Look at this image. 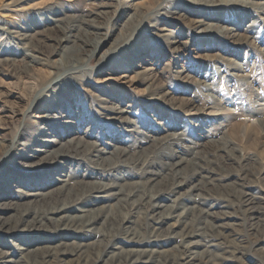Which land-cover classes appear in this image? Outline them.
Listing matches in <instances>:
<instances>
[{
  "label": "rangeland",
  "instance_id": "374dc122",
  "mask_svg": "<svg viewBox=\"0 0 264 264\" xmlns=\"http://www.w3.org/2000/svg\"><path fill=\"white\" fill-rule=\"evenodd\" d=\"M218 1L0 0V221L68 207L0 232L8 264L55 246L65 264H176L185 224L193 264H264V0ZM84 211L102 216L68 228Z\"/></svg>",
  "mask_w": 264,
  "mask_h": 264
},
{
  "label": "bare ground",
  "instance_id": "6f19581e",
  "mask_svg": "<svg viewBox=\"0 0 264 264\" xmlns=\"http://www.w3.org/2000/svg\"><path fill=\"white\" fill-rule=\"evenodd\" d=\"M198 2V1H197ZM200 2V1H199ZM218 2H221L220 0ZM206 3V2H205ZM212 4V3H210ZM244 4V3H243ZM131 7V6H130ZM200 7V6H199ZM211 8V7H210ZM60 19V18H59ZM201 26V25H200ZM203 26V25H202ZM94 27V26H93ZM197 27H198V24H197ZM206 27V26H205ZM204 27V29H205ZM210 27V25H209ZM208 28V26H207ZM211 28V27H210ZM95 29V28H94ZM166 30V29H165ZM11 34V33H10ZM20 34V33H19ZM15 35V34H13ZM18 35V34H17ZM226 35V34H225ZM228 35V34H227ZM12 37V36H11ZM21 39V41H25L26 39H28V36L27 35H21L19 36ZM229 37L231 39L235 38L236 35L234 34H231L229 35ZM166 38V37H165ZM243 38V37H242ZM241 37L239 39H242ZM169 39V37H168ZM246 39V38H245ZM173 40V38H172ZM70 41V38H69V35H68V38L67 37H62L61 39H58L57 41V44H58V49L60 50L59 53L54 52V55H57L59 57V59L56 61V64L54 66L55 69H60L62 67H65V64H68V60H73L75 59V57L77 56H72V52H73V49L72 46H67L68 42ZM102 41V40H101ZM101 41H97L94 45V49H95V52L97 51V49H99V47L102 45L100 44ZM244 41V40H243ZM241 41V42H243ZM103 43V42H102ZM171 45H178V42L176 41H171L170 42ZM184 44V43H183ZM91 45V44H90ZM92 46V45H91ZM86 47V46H85ZM179 48L176 46L174 48H172L170 51H178ZM174 53V52H173ZM38 57H35L34 58V61L37 60ZM15 62V61H13ZM41 62V61H40ZM38 63V62H37ZM71 64V63H70ZM146 70V69H145ZM149 89V88H148ZM145 90V89H144ZM164 97V96H162ZM115 109V108H114ZM118 111V110H117ZM194 111V110H193ZM114 112V111H113ZM123 112V111H122ZM121 112V113H122ZM191 115V114H190ZM121 116V115H120ZM62 118L64 117H61V115H58L57 113L55 114H52L51 111H49L48 115H45L42 120L43 121H48L52 122V121H55V120H63ZM120 118V117H119ZM260 121V120H259ZM48 122V123H49ZM261 122V121H260ZM173 137V136H172ZM176 137V136H175ZM52 138H55V137H52ZM173 139V138H172ZM51 140V139H50ZM54 142L55 139H52ZM79 146V145H78ZM77 147V145H76ZM70 148V147H68ZM118 149V148H116ZM75 150V148H74ZM85 151V150H84ZM114 151V150H113ZM122 151V150H121ZM79 152V151H78ZM85 153V152H84ZM73 154V151L72 153ZM81 154V153H80ZM94 154V153H93ZM57 155V153L55 154ZM70 155V154H69ZM126 155V154H125ZM124 156V155H123ZM99 157V156H98ZM53 159V158H52ZM171 161V160H170ZM180 162V161H179ZM169 163V162H168ZM174 164H172L173 166ZM176 165V164H175ZM178 165V164H177ZM171 166V167H172ZM144 173V172H143ZM149 174V173H148ZM67 183V182H66ZM65 183V184H66ZM79 183V182H77ZM68 184V183H67ZM63 187V186H62ZM65 188V187H64ZM107 188H110V187H107L105 185H103L102 183L98 184V187H94L93 189L91 190H96L97 193L100 195L96 198H98L97 200L99 199H103L105 197H109L110 195H101V194H105V193H108V191L106 192V189ZM73 190V188H72ZM72 190H70L68 193H70ZM110 191V190H109ZM74 192V191H73ZM72 193V192H71ZM73 194V193H72ZM252 199V198H251ZM51 201H57V197H52L50 198V202L48 204L51 203ZM245 201H249V200H245ZM252 201V200H251ZM248 203V202H247ZM198 209V208H197ZM201 209V208H200ZM68 207L66 206H62V208H60L59 210H51L53 211V214H65V212H68ZM100 210V209H99ZM199 211V210H198ZM55 212V213H54ZM86 212L87 211H84V212H80L81 214L79 215H76L74 217H68V228H72V229H77V228H81V229H84V230H89L91 229L93 226H95V224L97 223L98 219L101 218L102 214L100 215V212H94V214H92L90 218L87 217L86 215ZM201 212V210H200ZM154 213V211H153ZM199 213V212H198ZM202 213V212H201ZM46 214V211L45 213ZM43 214V216H37V215H31L32 216V220H28V218L26 217L28 214H20L13 222V224H9L8 222H3V221H0V232H10V233H14V232H18V231H21L25 234V232L27 231H33L35 229H43V228H47L48 224L49 223H52V225H54L55 227L59 226L60 223H56V220L52 218L53 214L51 217H49V215L45 216ZM206 215V214H205ZM204 215V216H205ZM104 216V215H103ZM207 217H208V214H207ZM106 219V218H105ZM104 220V219H103ZM176 224V223H175ZM172 225L171 226V232L174 233L173 229L175 228L176 229V225ZM201 227V226H200ZM217 228V226H213V229ZM174 229V230H175ZM194 231V230H193ZM197 232V229L196 231ZM195 232H192V230L190 229V227L187 226V224H185V227H184V230H182V233L179 234V238L181 239L182 237V241L184 242L183 243V247L181 248V256L178 258V260H176V264H193L194 263V260L200 258L201 261L204 259V256H202V254H199L198 252H196V248H195V244L193 242H190L192 239H193V236L194 234H196ZM214 232V230H213ZM221 232V231H220ZM222 233V232H221ZM217 234V232H216ZM219 234V233H218ZM221 235V234H220ZM197 236H198V233H197ZM214 236V235H213ZM215 237V236H214ZM222 237V236H221ZM218 239V238H217ZM221 239V238H220ZM211 242V241H210ZM182 243V242H181ZM180 244V243H179ZM83 246L82 245H79L77 247H75L70 255L72 256H76L78 257H81V255H83ZM123 250V249H122ZM153 250V249H152ZM24 249L22 247H19L17 249H15V254H18V256L22 257L23 255V252ZM26 251V249H25ZM157 252V251H156ZM156 254V253H155ZM166 255V254H165ZM13 256L14 254L10 253V252H5V253H2L0 252V264H8V263H11V262H14L13 260ZM68 256V248H61L60 246H55V247H50L48 248L46 251H44L43 254H41V256L37 257L36 255L35 256H31L29 257L25 262L26 264H65V257ZM123 258L121 257L119 260H117L115 263L116 264H146V262H149L147 259V261H143L145 260V257L144 256H148L147 258L150 259L152 257V251H139V250H136V249H130L128 252H125L123 254ZM160 257V256H159ZM169 257V255H168ZM153 259V257H152ZM175 259V258H173ZM199 261V262H201ZM237 261V260H236ZM78 263V261H77ZM168 264V263H167Z\"/></svg>",
  "mask_w": 264,
  "mask_h": 264
}]
</instances>
